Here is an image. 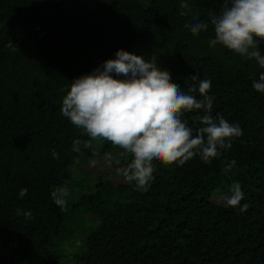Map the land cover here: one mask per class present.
Returning <instances> with one entry per match:
<instances>
[{"label": "trees", "instance_id": "1", "mask_svg": "<svg viewBox=\"0 0 264 264\" xmlns=\"http://www.w3.org/2000/svg\"><path fill=\"white\" fill-rule=\"evenodd\" d=\"M182 3L188 7L182 9ZM221 7L222 0H0V183L9 170L40 172L52 192L71 183V167L78 161L111 156L115 149L120 158L114 164L116 175L124 179L117 169L131 159L103 140L74 152V140L89 138L71 122L47 118L23 97L24 60L15 40L19 35L80 42L50 62L48 72L56 78L95 43L122 44L145 60L155 56L157 66L168 70L172 82L185 91L186 81L198 74L211 81L213 117L220 114L243 131L211 163L199 156L182 166L155 163L148 191L135 190L134 182L119 187L118 206L97 215L98 224L87 237L95 263V247L102 244L159 264H264V93L252 87L264 68L221 45L211 47L208 41L215 34L210 23L196 35L185 28L209 21V12L218 13ZM260 50L264 55V42ZM195 95L202 98L198 91ZM202 114V110L185 113L183 119L192 126V117ZM53 150L59 159L52 157ZM231 160L237 164L225 174L222 166ZM233 182H239L244 192L237 207L223 200ZM102 186L100 182L98 193ZM92 198L81 195L68 204L83 207ZM244 204L249 207L241 212ZM59 225L57 216L50 236L59 234ZM11 232L0 221V261L15 264L36 242L46 239L9 244Z\"/></svg>", "mask_w": 264, "mask_h": 264}, {"label": "clouds", "instance_id": "2", "mask_svg": "<svg viewBox=\"0 0 264 264\" xmlns=\"http://www.w3.org/2000/svg\"><path fill=\"white\" fill-rule=\"evenodd\" d=\"M187 7V3L181 4L182 9ZM209 23L215 34V38L208 41L211 47L221 45L255 59L264 68V55L260 50L264 42V0H222L218 13L209 12V21L185 24V28L196 35L206 30ZM8 47L13 48L11 43ZM156 59L153 56L145 60L141 55L118 50L115 59H108L90 74L72 80L60 109L62 115L89 138L74 140L72 150L80 153L82 148H91V141L95 140L107 141L122 149L131 159L117 172L127 183L134 182L135 190L141 192L150 187L155 163L182 166L196 156L204 163H211L222 156V150L231 148L233 138L243 135L239 124L230 123L220 114L213 117L209 79L192 75L186 81L185 91L172 82L168 70L157 66ZM252 87L264 93V72L258 81L253 80ZM197 91L201 99L196 97ZM201 110L202 115L192 117V126L183 119L185 113ZM52 157L59 159L55 150ZM106 158L112 159L110 155ZM92 164L94 166L95 161ZM236 164L235 160L224 162L223 172H231ZM228 192L229 195L223 197L226 205L239 206L244 198L240 183L233 182ZM26 194L27 189L22 188L19 196ZM68 195V188L63 186L51 192L52 200L61 211L66 210ZM248 207L244 204L240 211ZM16 211L27 219L32 218L31 211Z\"/></svg>", "mask_w": 264, "mask_h": 264}, {"label": "rangeland", "instance_id": "3", "mask_svg": "<svg viewBox=\"0 0 264 264\" xmlns=\"http://www.w3.org/2000/svg\"><path fill=\"white\" fill-rule=\"evenodd\" d=\"M15 40L24 60L20 83L23 97L34 102L47 118L66 122L70 121L60 109L72 80L90 74L108 59H115L118 50L130 52L122 44L107 46L95 43L76 56L72 68L64 76L56 78L48 72L50 62L73 51L80 44L79 41L32 35H19ZM106 156L78 161L71 167L72 180L65 186L69 191L65 211H61L52 200L42 173L8 171L7 179L0 183V221L5 222L12 231L8 243L46 237L44 241L36 242L15 264H159L102 244L96 245L97 260L96 263L93 261L94 253L87 246L88 234L98 224L97 215H106L112 207L118 206L115 201L119 198V187L126 183L116 175L114 167L116 161H120L118 150L112 151V159ZM92 161H95L94 166ZM100 182L103 186L98 193ZM22 188L27 189V194L21 198L19 193ZM81 195L93 196L90 204L83 207L68 204L71 199H78ZM17 209L21 212L31 211L32 218L18 215ZM57 216L60 218V232L50 236ZM0 264L13 263L5 260Z\"/></svg>", "mask_w": 264, "mask_h": 264}]
</instances>
